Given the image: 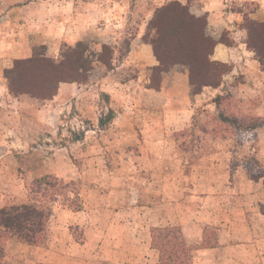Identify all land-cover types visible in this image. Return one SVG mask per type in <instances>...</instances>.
<instances>
[{
  "label": "rangeland",
  "instance_id": "374dc122",
  "mask_svg": "<svg viewBox=\"0 0 264 264\" xmlns=\"http://www.w3.org/2000/svg\"><path fill=\"white\" fill-rule=\"evenodd\" d=\"M171 2H178L187 7L191 15L203 18L206 21L204 33L213 40H220L224 36L232 44L230 47L234 46V39L236 45L239 42L246 45L247 33L243 28L245 19L264 22V0H0V35L6 40L19 39L31 56L43 55L56 60L60 59L65 46L81 44L86 49L84 53L90 65L84 81L60 84L57 94L51 99H37L26 94L14 96L36 103L37 111L30 114L36 126H32V139L23 145L18 141L13 144L8 137L0 141V207L24 200L34 179L43 175L57 177L51 171L58 167L73 179L71 189L79 192L82 204L91 191L103 201L117 195H128L126 186L116 193L113 188L102 184L98 189L83 187L80 177L85 167L93 168L90 174L93 179L98 178L110 184L118 170L126 179L131 178L130 182L141 185L146 178L142 167L159 166L154 162L156 156L150 152L146 156L141 153L146 146L141 134L143 127L139 120L133 122L135 111L127 112L125 108L126 105L130 108L134 96L131 94L132 88L125 85L130 79L141 78L142 84L148 80V85L156 87L161 72L170 69L188 76L187 66L183 64L161 66L150 43L155 35L154 30L147 29L150 20L158 9ZM231 14L239 17V21L233 25L234 35L229 30H220L222 20ZM143 46L151 49L157 65H149L146 55L138 48ZM132 48L135 49L133 52ZM213 56L214 50L210 59L216 61ZM12 64L13 61L8 66ZM222 64L217 75L219 85L216 91L207 94L203 105L197 108L191 125L186 131L169 134L170 142L175 145L176 158L182 160L181 165L184 167L194 164L210 166L204 161L211 154L213 146L210 137L213 135L231 140L217 146L225 166H262L255 155L259 151L254 153L252 150L256 148L253 133L248 130L237 132L221 121V117L231 119L239 117V113H246L238 119L247 120L246 125H250L257 121L253 116L256 108L264 117V80L258 84L259 93H235L232 96L227 94L225 87L229 80L224 79L231 65ZM0 67L3 69V65ZM103 78L107 79L104 81L108 93L101 90ZM234 81H239V78L235 77ZM115 83L118 84L115 86L117 88L113 87ZM65 84L72 85L70 92H60ZM199 89V86H192L193 93ZM243 95L247 98L243 99ZM238 100L245 102V105L239 104ZM136 109L139 113L138 106ZM14 110L6 108L4 113L1 111V116L4 119L6 114L16 117ZM122 113L128 116L131 124L123 122L119 116ZM120 130H123L121 134ZM224 146L229 148V154L222 153ZM261 155L263 160L264 150ZM165 165L176 167V161L168 160ZM66 205L65 202H59L55 207L66 208ZM69 228L74 239L80 242L82 233L79 228L74 225ZM47 244L35 249L19 248L7 242L2 264H49L43 250Z\"/></svg>",
  "mask_w": 264,
  "mask_h": 264
},
{
  "label": "crops",
  "instance_id": "0c3cea01",
  "mask_svg": "<svg viewBox=\"0 0 264 264\" xmlns=\"http://www.w3.org/2000/svg\"><path fill=\"white\" fill-rule=\"evenodd\" d=\"M238 21L239 17L231 14L222 20L220 30H229L234 35L233 25ZM234 40L233 47L217 44L214 48L213 58L231 65L229 74L224 78L229 80L225 83L227 94H257L260 92L258 84L264 80V72L246 45L243 42L236 45L237 41ZM138 48L144 52L150 66L157 65L148 46ZM134 50L132 48V52ZM30 56L27 47L19 39L6 40L0 35V66L3 65V69H0V141L8 137L13 144L18 141L23 145L32 139V126L36 125L30 114L37 111L36 103L31 99H18L10 95L3 78V70L10 67V62ZM161 74L156 87L148 85V80L142 84L141 78L130 79L125 85L132 88L131 94H134L132 105L130 108L126 105L125 108L127 112L135 111L133 122L139 120L143 127L141 134L146 146L141 153L146 156L150 152L156 156L154 162L159 166L142 167L146 178L141 185L130 182L131 178L126 179L118 170L110 184L98 178L93 179L90 177L93 168L85 167L80 177L83 187L98 189L102 184L113 188L116 193L126 186L128 195H117L103 201L91 191L82 201L79 211L54 207L48 223L47 248L43 249L49 264H161L159 252L152 246L155 228L179 230L185 245L194 246L190 264H264V159L261 160L264 117L261 111L256 108L253 116L263 121V124L248 131L253 133L256 140V148L252 150L254 153L259 151L255 155L262 166H225L217 146L231 140L213 135L210 137L213 146L211 154L206 160L204 158V162L210 166L194 164L184 167L181 165L182 160L176 158L175 145L170 142L169 134L186 131L207 94H212L216 89L204 87L199 93H193L187 74L173 69ZM235 77L239 81L235 82ZM104 79L101 90L108 93ZM115 86L118 84H113L117 88ZM72 88V85L65 84L60 92H70ZM242 98L247 97L243 95ZM238 103L245 105L243 101L238 100ZM6 108L16 109L17 116L6 114L4 119L1 111L4 113ZM243 114L246 113H239L238 118ZM119 116L124 123L131 124L126 114ZM222 153L229 154V148L224 146ZM168 160L176 161V167H166ZM51 173L64 181L73 180L59 167ZM72 225L77 226L82 233L80 242L70 232L69 227ZM209 230L215 234L211 240L205 239ZM209 240L212 244L207 245ZM8 242L19 248H40L13 240Z\"/></svg>",
  "mask_w": 264,
  "mask_h": 264
},
{
  "label": "trees",
  "instance_id": "16d2710c",
  "mask_svg": "<svg viewBox=\"0 0 264 264\" xmlns=\"http://www.w3.org/2000/svg\"><path fill=\"white\" fill-rule=\"evenodd\" d=\"M205 26L203 18L191 15L187 7L178 2L158 9L147 26L155 32L150 43L159 64L163 67L178 63L187 66L190 84L200 87L194 93H199L201 87L216 88L219 85L217 75L223 64L212 61L210 56L217 44L232 46L224 36L220 40L208 37L204 33ZM243 28L247 33L246 47L254 53L264 72V22L245 19ZM85 50L81 44L65 46L58 61L43 55L14 60L10 68L3 70L9 94L51 99L60 84L84 81L90 68ZM214 103L218 107V103ZM254 120L257 121L246 125L248 121L238 117H221V121L237 130L255 129L263 124L259 119ZM72 182L65 183L52 175L40 176L30 183L24 200L0 207V264L5 259L6 243L10 240L27 246H44L48 223L57 203H67L65 207L71 211L81 210L79 192L71 189ZM214 235L209 233L205 239L211 240ZM210 240L207 245L212 244ZM152 246L159 252L161 264H188L191 259V249L185 245L177 228H155Z\"/></svg>",
  "mask_w": 264,
  "mask_h": 264
}]
</instances>
